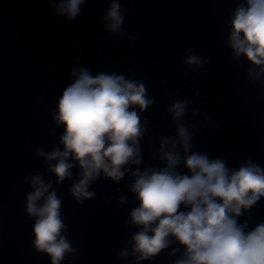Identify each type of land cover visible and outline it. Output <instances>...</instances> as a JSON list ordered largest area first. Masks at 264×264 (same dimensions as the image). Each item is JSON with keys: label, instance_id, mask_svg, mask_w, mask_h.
<instances>
[{"label": "water", "instance_id": "1", "mask_svg": "<svg viewBox=\"0 0 264 264\" xmlns=\"http://www.w3.org/2000/svg\"><path fill=\"white\" fill-rule=\"evenodd\" d=\"M61 2L0 0V264H52L35 246L37 217L27 212L35 176L61 201V235L73 249L61 264H176L186 245L175 237L149 259L133 254L140 227L130 213L140 201L131 187L137 169L167 165L162 142L179 144L180 125L191 137L188 155L222 159L230 171L248 163L264 169V72L230 43L232 19L247 0H116L123 18L116 32L106 19L113 0H85L74 20L57 12ZM193 55L198 64L187 63ZM80 69L142 83L154 102L134 106L143 127L140 164L123 166L119 181L101 172L87 189L94 195L77 200L79 162L68 158L72 175L60 182L47 154L64 150L65 125L54 114ZM178 101L186 102L179 121L170 111ZM177 151V171L187 173L183 147ZM238 222L247 230L264 223V196Z\"/></svg>", "mask_w": 264, "mask_h": 264}, {"label": "clouds", "instance_id": "2", "mask_svg": "<svg viewBox=\"0 0 264 264\" xmlns=\"http://www.w3.org/2000/svg\"><path fill=\"white\" fill-rule=\"evenodd\" d=\"M84 2L62 0L57 12L74 20ZM247 5L235 12L230 43L237 57L246 55L264 72V0H247ZM106 19L111 21L112 31L120 30L123 18L116 0ZM187 63L198 64L199 58L190 56ZM72 74L76 79L63 91L54 114L56 122L65 125L61 137L64 150L55 149L47 159L57 161L50 167L60 182L72 175L74 164L68 158L79 162L81 179L71 190L80 200L94 195L87 189L101 172L119 181L127 171L123 166L140 164L143 127L134 106L143 111L154 101L146 96L142 83L126 80L123 75L101 72L93 76L87 69L73 70ZM170 111L179 121L186 102H176ZM178 134L179 144L172 140L169 147V138L163 139L161 158L167 161L165 167L143 172L137 169L135 173L131 191L140 204L130 216L140 231L133 236V254H140L138 260L149 259L175 237L186 245V258L176 264H264V223L247 230L246 222H238L243 211L264 196V169L248 163L230 171L222 159L188 155L190 134L183 125L178 127ZM181 146L187 157V173L177 171L182 159L177 149ZM40 155L45 154L41 151ZM31 182L34 191L27 196V212L37 217L35 246L52 257V264H61L65 254L73 251L61 235L65 228L61 201L55 191L49 193L51 184H45L40 176ZM42 198L43 203L38 204Z\"/></svg>", "mask_w": 264, "mask_h": 264}]
</instances>
